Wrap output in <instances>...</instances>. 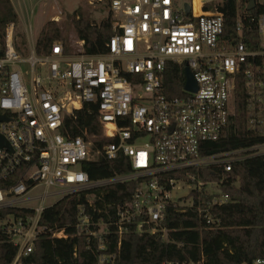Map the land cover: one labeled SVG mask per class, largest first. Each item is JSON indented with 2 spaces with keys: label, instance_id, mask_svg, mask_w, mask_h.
<instances>
[{
  "label": "built area",
  "instance_id": "1",
  "mask_svg": "<svg viewBox=\"0 0 264 264\" xmlns=\"http://www.w3.org/2000/svg\"><path fill=\"white\" fill-rule=\"evenodd\" d=\"M225 3L234 8L231 29ZM108 4L114 35L104 55L85 54L79 41L76 54L67 55L62 42H55L49 55L37 57L28 38L24 57L15 48L13 24L0 34V137L9 146L0 148V233L15 248L9 264H34L40 239L68 238L41 223L47 209L82 191L118 184H134L135 190L115 206L113 220L108 215L94 222L85 210L77 215L78 234L96 245L94 264H117L106 253L110 234L118 240L126 232L159 234L166 241L168 210L194 211L200 225L217 230V210L232 203L224 188L233 167L264 155V144L206 151L236 116L238 94L244 96L248 130L259 133L264 126V0ZM174 67L183 76L188 70L195 92L185 90L184 76L173 94ZM84 106L94 108L103 135L113 140L102 150L94 138L62 134L64 117ZM120 156L128 162L127 174L91 181L80 169L83 162ZM250 264H264V258Z\"/></svg>",
  "mask_w": 264,
  "mask_h": 264
},
{
  "label": "trees",
  "instance_id": "2",
  "mask_svg": "<svg viewBox=\"0 0 264 264\" xmlns=\"http://www.w3.org/2000/svg\"><path fill=\"white\" fill-rule=\"evenodd\" d=\"M108 2L110 0H107ZM230 2V1H228ZM225 24L228 29L234 25V8L231 3L222 7ZM65 28L70 27L77 41L83 42L87 55H104L107 53L106 43L114 35L111 17L93 22L89 15L77 7L67 16ZM8 24H18V16L14 12L10 0H0V34ZM63 26L48 21L35 42V54L43 57L50 54L55 42H62L67 55L76 54L68 38L64 35ZM18 38L19 35L17 34ZM25 45L24 37L15 46ZM176 94L184 85L181 68H175L171 74ZM236 116L233 118L224 136L215 143H207V154L237 150L245 147L264 144V126L259 133L250 132L247 128V114L242 94H238ZM94 108L84 106L76 111L73 117H64V136L75 139L81 135L95 139V146L102 150L113 140L103 135L101 123L93 114ZM230 175L231 184L224 188L232 203L217 210L221 227L210 230L200 225L199 217L192 211L186 214L168 210L164 221L167 230L166 241L159 234H139L126 232L120 239L114 234L106 237L107 254L114 255L117 264H162L163 262H195L203 259V264H250L254 260L264 258V155L236 164ZM91 181H100L129 173L128 162L120 156L115 161L101 157L93 163L83 162L80 166ZM134 184H118L105 189L82 191L59 201L42 216L41 223L55 231H63L66 240L40 239L37 241L34 255L30 261L34 264H94L97 257L93 240L78 234L76 229L79 211L97 222L101 217L113 220L115 206L127 202L134 192ZM89 198H92L89 207ZM106 212L108 214H106ZM111 231H114L111 228ZM120 243V244H119ZM15 248L7 243L0 233V264H9Z\"/></svg>",
  "mask_w": 264,
  "mask_h": 264
},
{
  "label": "rangeland",
  "instance_id": "3",
  "mask_svg": "<svg viewBox=\"0 0 264 264\" xmlns=\"http://www.w3.org/2000/svg\"><path fill=\"white\" fill-rule=\"evenodd\" d=\"M12 5L15 7L16 12H18L19 21L15 30L19 35L18 42H20V37H24V41L28 38L32 39L35 43L37 38L41 33L42 26L49 21L52 16L59 17V25L62 26L67 24V16L73 13L77 7L86 12L93 22H99L110 16L108 10L107 0H10ZM68 25V24H67ZM30 28V31L27 30ZM64 29V35L68 38V41L76 51H78L79 41L74 37L72 29ZM18 37V36H17ZM22 54L26 57L29 53L26 48V44L20 47ZM24 69H27L24 67ZM77 170V169H75ZM92 198H89L91 201ZM51 203V200H47L44 205Z\"/></svg>",
  "mask_w": 264,
  "mask_h": 264
},
{
  "label": "water",
  "instance_id": "4",
  "mask_svg": "<svg viewBox=\"0 0 264 264\" xmlns=\"http://www.w3.org/2000/svg\"><path fill=\"white\" fill-rule=\"evenodd\" d=\"M250 9H253V7L251 6ZM184 76H185V80H186V85H185V90L187 91H191V92H195L196 91V85L194 80H192L191 75L189 74L188 70L186 69L184 72ZM0 120L5 121V117L1 116ZM0 148H6L9 149L8 144L6 143V141L0 137Z\"/></svg>",
  "mask_w": 264,
  "mask_h": 264
},
{
  "label": "crops",
  "instance_id": "5",
  "mask_svg": "<svg viewBox=\"0 0 264 264\" xmlns=\"http://www.w3.org/2000/svg\"><path fill=\"white\" fill-rule=\"evenodd\" d=\"M10 3H11V1H10ZM11 5H12V3H11ZM12 7H13V10H14V12L17 14V16H18V12H16V9H15V7L12 5ZM60 17V16H59ZM58 16H52L50 19H49V21H55L56 19H58L59 18ZM18 19H19V16H18ZM19 21V20H18Z\"/></svg>",
  "mask_w": 264,
  "mask_h": 264
}]
</instances>
